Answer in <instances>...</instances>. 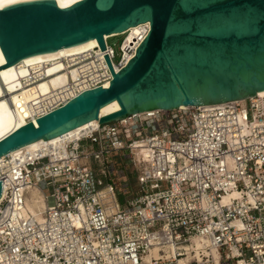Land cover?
<instances>
[{
	"label": "built area",
	"instance_id": "built-area-1",
	"mask_svg": "<svg viewBox=\"0 0 264 264\" xmlns=\"http://www.w3.org/2000/svg\"><path fill=\"white\" fill-rule=\"evenodd\" d=\"M149 30L138 24L119 52L105 36V50L31 63V85L56 73L70 79L27 122L109 85L106 55L118 71ZM53 61L61 68L49 74ZM256 95L151 109L0 157V264H141L147 256L151 264H264V94ZM126 150L138 190L122 204L98 173H110L109 154ZM35 185L46 202L40 218L26 209Z\"/></svg>",
	"mask_w": 264,
	"mask_h": 264
},
{
	"label": "water",
	"instance_id": "water-1",
	"mask_svg": "<svg viewBox=\"0 0 264 264\" xmlns=\"http://www.w3.org/2000/svg\"><path fill=\"white\" fill-rule=\"evenodd\" d=\"M150 23L129 61L107 86L86 89L64 105L0 139V157L93 119L109 123L151 109L172 110L257 96L264 90V0H26L0 8L6 62L58 53ZM119 108L101 109L113 102ZM3 182L0 179V198Z\"/></svg>",
	"mask_w": 264,
	"mask_h": 264
},
{
	"label": "bare ground",
	"instance_id": "bare-ground-1",
	"mask_svg": "<svg viewBox=\"0 0 264 264\" xmlns=\"http://www.w3.org/2000/svg\"><path fill=\"white\" fill-rule=\"evenodd\" d=\"M21 1L26 0H0V8ZM56 1L59 3L60 6H68L78 0ZM137 29L138 25L132 26L127 31H125V33L127 34L125 45H127L129 42H132ZM109 36L110 35H106L107 38ZM93 39L94 41L87 45L79 46L69 50H65V47H62L58 49V53L56 54L36 57L32 59L23 58L18 63L11 64L7 67L0 69V139L11 131H13L14 129H16L17 127L25 124L27 122L28 117L35 115L39 111L38 108L41 104L38 102L51 97V95L48 96V93L53 92L70 79V76L65 72L53 74L61 68L60 62L53 61L51 64L48 65V73L53 75L31 85L30 81H28V75L29 73H31L29 65H31V63H36L39 61L54 60L61 55L75 53L84 49L98 46L99 43L97 39ZM4 62H6V59L0 47V64ZM259 93L264 94V90L259 91ZM118 108L119 103L117 101H113L105 105L101 109V114L109 113ZM98 122L99 121L97 119H93L78 127L72 128L71 130L62 135L52 137L51 139L36 140L32 143H29L23 147L12 151L10 154H16L25 150L33 151L38 149L42 145L48 146L51 143H57L62 138H65L69 135L75 138L81 129L89 127L91 125H96L98 124ZM45 205L46 202L44 200V196L42 194L40 186H32L30 189V195L27 197L26 200L27 211H30L31 214L40 218L42 216V212ZM141 264H151L150 256H147L146 260L143 261Z\"/></svg>",
	"mask_w": 264,
	"mask_h": 264
},
{
	"label": "rangeland",
	"instance_id": "rangeland-1",
	"mask_svg": "<svg viewBox=\"0 0 264 264\" xmlns=\"http://www.w3.org/2000/svg\"><path fill=\"white\" fill-rule=\"evenodd\" d=\"M125 35L126 33L124 32L109 36L110 42L114 44L117 52H119V43ZM118 56L117 54L116 58ZM130 157V153L127 150L113 151L108 155L107 159L110 173H98L104 183H109L113 186L122 204L127 203V200L135 195L138 190V173Z\"/></svg>",
	"mask_w": 264,
	"mask_h": 264
},
{
	"label": "crops",
	"instance_id": "crops-1",
	"mask_svg": "<svg viewBox=\"0 0 264 264\" xmlns=\"http://www.w3.org/2000/svg\"><path fill=\"white\" fill-rule=\"evenodd\" d=\"M88 162H89V164L93 165L98 171L100 170L99 166H97L98 163H96V161L91 159Z\"/></svg>",
	"mask_w": 264,
	"mask_h": 264
},
{
	"label": "trees",
	"instance_id": "trees-1",
	"mask_svg": "<svg viewBox=\"0 0 264 264\" xmlns=\"http://www.w3.org/2000/svg\"><path fill=\"white\" fill-rule=\"evenodd\" d=\"M122 39H123V38H122ZM122 39H121V40H122Z\"/></svg>",
	"mask_w": 264,
	"mask_h": 264
}]
</instances>
